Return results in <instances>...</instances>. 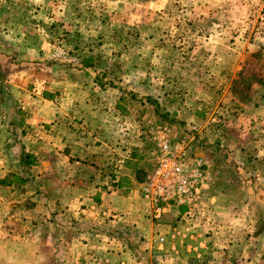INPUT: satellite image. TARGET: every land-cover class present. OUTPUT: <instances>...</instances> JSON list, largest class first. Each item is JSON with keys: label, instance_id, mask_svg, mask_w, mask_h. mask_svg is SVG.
<instances>
[{"label": "rangeland", "instance_id": "obj_1", "mask_svg": "<svg viewBox=\"0 0 264 264\" xmlns=\"http://www.w3.org/2000/svg\"><path fill=\"white\" fill-rule=\"evenodd\" d=\"M221 6L220 0H0L1 236H51L58 221L52 177L38 176L43 156L27 112L45 80L81 75L89 66L91 76L103 77L100 85L114 86L125 106H135L126 117L147 143L136 202L153 167L156 138L184 142L211 162L210 182L190 216L175 209L158 222L142 201L141 214L154 230L151 240L128 242L132 255L125 261L244 264L218 257L227 243L217 239L216 225H228V210L244 218V206L256 200L252 190L264 187V0ZM245 107L253 111L244 122ZM23 148L37 164L19 165ZM160 235L168 238L163 249ZM60 256L59 264H69Z\"/></svg>", "mask_w": 264, "mask_h": 264}, {"label": "crops", "instance_id": "obj_2", "mask_svg": "<svg viewBox=\"0 0 264 264\" xmlns=\"http://www.w3.org/2000/svg\"><path fill=\"white\" fill-rule=\"evenodd\" d=\"M220 1L226 8L233 0ZM88 68L80 69L83 75H52L35 94L36 103L31 102L26 126L35 133L43 156L38 176L51 174L52 210L58 221L48 239L41 234L0 235V264H46L48 257L51 264H59L55 257L62 254L69 264H80L79 259L88 264H131L125 261L132 255L128 242L151 240L154 227L141 214L144 200L136 202L133 189L140 186L137 177L146 167L141 153L147 146L139 125L126 117L135 106H125L122 92L100 85L103 77L91 76ZM59 82L69 83L71 90L59 89ZM252 111L245 107L241 119L248 121ZM251 194L256 200L244 206V218L239 211L228 210L232 216L228 225H216L221 234L216 238L227 243L226 252L216 254L245 259L244 264H264V187ZM113 212L111 221L107 216ZM238 243L241 251L232 253ZM50 246L55 247L52 252Z\"/></svg>", "mask_w": 264, "mask_h": 264}, {"label": "built area", "instance_id": "obj_3", "mask_svg": "<svg viewBox=\"0 0 264 264\" xmlns=\"http://www.w3.org/2000/svg\"><path fill=\"white\" fill-rule=\"evenodd\" d=\"M152 169L141 185L143 200L148 204L150 216L161 221L175 209H187L184 216L191 215L210 182L211 162L193 152L184 142L169 138H156ZM163 249L166 236L156 238Z\"/></svg>", "mask_w": 264, "mask_h": 264}, {"label": "trees", "instance_id": "obj_4", "mask_svg": "<svg viewBox=\"0 0 264 264\" xmlns=\"http://www.w3.org/2000/svg\"><path fill=\"white\" fill-rule=\"evenodd\" d=\"M24 112H22L21 110H18V115H22ZM22 120L20 121L21 124L24 123V120L23 118H21ZM19 165L22 166V167H25V166H31V165H35L37 164V159L34 155L32 154H29V153H26L24 151V148H23V151H22V154L20 156V159H19ZM21 181V180H20ZM24 182V180H23Z\"/></svg>", "mask_w": 264, "mask_h": 264}]
</instances>
